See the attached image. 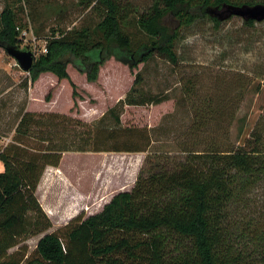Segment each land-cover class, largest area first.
Masks as SVG:
<instances>
[{
    "label": "trees",
    "instance_id": "16d2710c",
    "mask_svg": "<svg viewBox=\"0 0 264 264\" xmlns=\"http://www.w3.org/2000/svg\"><path fill=\"white\" fill-rule=\"evenodd\" d=\"M18 2H9L0 14V45L20 49L23 45L21 34L28 25L19 14L25 6L17 8L19 4L32 7L29 15L35 24L39 3L56 7L59 22L67 12L60 0ZM259 4L264 0H153L149 10L139 14L130 0H78L74 6L97 20L52 30L47 53L35 61L30 80L36 83L47 73L67 80L76 110L82 96L68 72L70 65L92 84L112 58L131 70L154 57L177 66V45L184 29L204 19L220 25L211 9ZM257 23L244 24L252 28ZM35 33L40 36L39 30ZM142 83L138 73L127 96L107 111L116 124L122 125L125 107L158 106L168 100L140 97L136 88ZM203 103L196 111L192 134L222 121L223 112L213 107L215 100ZM79 127L83 131L73 130ZM34 129H50L39 138L46 147L26 145ZM97 129L67 114L23 115L13 143L0 150L5 167L0 173V264H264V206L257 202L255 211L261 207L260 213L240 210L259 185L264 198V125L257 126L241 147H219L215 140L207 150L189 151L181 161L149 154L134 188L117 193L102 212L76 217L59 231L44 235L28 258L27 250L10 254L52 227L36 192L46 170L58 169L65 154L147 153L152 147L141 128L126 129L127 139L121 142L119 131L98 129L97 133Z\"/></svg>",
    "mask_w": 264,
    "mask_h": 264
},
{
    "label": "rangeland",
    "instance_id": "374dc122",
    "mask_svg": "<svg viewBox=\"0 0 264 264\" xmlns=\"http://www.w3.org/2000/svg\"><path fill=\"white\" fill-rule=\"evenodd\" d=\"M130 1L137 6L139 14L149 10L153 3V0ZM9 2L19 3L18 0H0V14ZM60 2L67 6L61 22L56 7L47 8L39 3L35 24L29 15L31 6L26 3L16 6H25L19 14L28 25V29L22 31L27 36L21 34L24 40L21 49L34 53L35 61L41 56L52 30H69L97 20L74 6L78 0ZM244 23L242 18L230 17L217 26L210 19H204L184 29L177 45L180 58L177 66L154 57L131 70L112 58L101 69L99 81L92 84L70 65L68 72L82 96L76 110L67 80L59 81L49 73L32 83L30 73L24 72L6 50L0 48V143H3L0 147L13 143L27 108L36 113L54 112L81 118L100 130L106 129V133L117 130L118 142L127 139L125 130L129 127L141 128V133L152 140L142 167L149 154L181 161L189 151H205L215 140L219 147L243 146L256 127L264 125V22L252 28ZM138 73L143 78V83L136 88L141 92L140 97L168 100L158 106L125 107L121 114L122 125L116 124L107 111L127 96ZM132 94L139 97L135 91ZM207 99L215 100L213 107L223 112L222 121L209 125L205 132L192 134L196 111ZM50 129H34L32 138L24 142L31 148L42 149L47 144L39 138ZM78 129L73 128L83 131L82 127ZM133 141L139 144L136 139ZM140 144L145 146L146 142ZM133 157L126 153L65 154L60 168L46 170L36 192L52 227L42 235L30 237L10 254L21 249L27 250V258L30 257L44 235L59 231L76 217L85 219L102 212L117 193L132 190L142 169L135 164L139 156ZM168 164L173 166L170 161ZM75 165L78 168L74 169ZM262 191V185L252 191L244 200L241 213L255 211L257 202L264 206ZM260 208L255 212L260 213Z\"/></svg>",
    "mask_w": 264,
    "mask_h": 264
},
{
    "label": "water",
    "instance_id": "95a60500",
    "mask_svg": "<svg viewBox=\"0 0 264 264\" xmlns=\"http://www.w3.org/2000/svg\"><path fill=\"white\" fill-rule=\"evenodd\" d=\"M210 15L216 17L219 21L227 20L230 17H239L244 21L264 22V4L259 5H243L232 6L227 5L222 8H215L209 11ZM4 48L8 55H10L20 66V68L27 73H30L35 63V54L22 50L17 47L0 45Z\"/></svg>",
    "mask_w": 264,
    "mask_h": 264
},
{
    "label": "crops",
    "instance_id": "0c3cea01",
    "mask_svg": "<svg viewBox=\"0 0 264 264\" xmlns=\"http://www.w3.org/2000/svg\"><path fill=\"white\" fill-rule=\"evenodd\" d=\"M1 68V67H0ZM47 74H49V73H47ZM46 74H43L41 77H44ZM42 79V78H41ZM32 101H33V95H32V91H30V98H29V102H30V104L32 103ZM26 112H33V111H31V109L30 108H27L26 110H25V112L24 113H26ZM0 144H2L3 145V143H0ZM5 146V145H4ZM0 148H3V147H0ZM93 154H97V153H93ZM121 154V153H120ZM127 154V153H126ZM145 154L146 153H131V154H127V155H133L134 157H136V156H139V158L137 159V162L135 163V164H138V169L140 170V168L142 167V165H143V163H144V160L146 159L144 156H145ZM133 157V159H135ZM61 165V164H60ZM60 168V167H59ZM49 169V168H48ZM55 169V168H54ZM4 170H5V167H4V164L2 163V161H0V173H2V172H4ZM39 188V187H38ZM37 191H38V189H37ZM123 191H130V190H123ZM123 191H121V192H123Z\"/></svg>",
    "mask_w": 264,
    "mask_h": 264
},
{
    "label": "built area",
    "instance_id": "2783aa9c",
    "mask_svg": "<svg viewBox=\"0 0 264 264\" xmlns=\"http://www.w3.org/2000/svg\"><path fill=\"white\" fill-rule=\"evenodd\" d=\"M23 37H26L27 36V33L26 32H24L23 34ZM47 53V48H46V45H45V48L41 51V55H44V54H46Z\"/></svg>",
    "mask_w": 264,
    "mask_h": 264
},
{
    "label": "bare ground",
    "instance_id": "6f19581e",
    "mask_svg": "<svg viewBox=\"0 0 264 264\" xmlns=\"http://www.w3.org/2000/svg\"><path fill=\"white\" fill-rule=\"evenodd\" d=\"M57 173H59V175L61 174L59 171H57Z\"/></svg>",
    "mask_w": 264,
    "mask_h": 264
}]
</instances>
